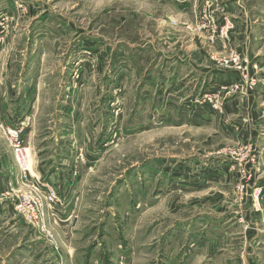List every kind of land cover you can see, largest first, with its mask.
<instances>
[{"label":"rangeland","instance_id":"obj_1","mask_svg":"<svg viewBox=\"0 0 264 264\" xmlns=\"http://www.w3.org/2000/svg\"><path fill=\"white\" fill-rule=\"evenodd\" d=\"M0 264H264V0H0Z\"/></svg>","mask_w":264,"mask_h":264},{"label":"built area","instance_id":"obj_2","mask_svg":"<svg viewBox=\"0 0 264 264\" xmlns=\"http://www.w3.org/2000/svg\"><path fill=\"white\" fill-rule=\"evenodd\" d=\"M244 81V80H243ZM245 86L247 85L246 82H244ZM233 87H238V88H241V87H244V85L241 84V82L237 84H232V83H228V84H224V90H227V89H233ZM223 93L219 94V95H223ZM209 100H211V98H208ZM8 132L10 133V135L13 137V138H18V133L17 131L13 130V129H10L8 130ZM16 142V145L14 147L15 149V153H17L18 156H20V159L22 160L21 164H26V161H28L29 157V152L27 149H24L20 143H18L17 141ZM11 194H7L5 197L9 200V199H14L12 197H10ZM44 196V199L46 202H48L49 204H56L58 202V198H57V195L56 193L50 191V192H46V194H43ZM14 202L13 203V206H14V210L16 213L18 214H21L23 216V219H27V216L25 215V212L28 213V210L30 209L29 206L27 204H23V200L20 202L19 205H15V201H12ZM22 203V204H21ZM44 208V204H43V201H41L39 199V201L35 202L34 206L31 208L32 210V214H31V217H32V220L35 222H32L30 221L32 224H37L39 221L43 222L44 221V218H45V211L43 210Z\"/></svg>","mask_w":264,"mask_h":264},{"label":"crops","instance_id":"obj_3","mask_svg":"<svg viewBox=\"0 0 264 264\" xmlns=\"http://www.w3.org/2000/svg\"><path fill=\"white\" fill-rule=\"evenodd\" d=\"M177 58V57H176ZM193 67H194V65H192ZM195 68V67H194ZM207 69L204 71V70H199V68H195L196 69V73L198 74L199 73V77H200V73L201 74H203V75H205V76H208L209 75V73L212 71V69H210V67H206ZM230 78V76L229 75H227V76H225V78H223L224 80H226V79H229ZM189 83H191L189 86H188V84H187V86L186 87H189V91H190V88H191V86H192V84H193V82H189ZM179 85H181V80L179 79V80H177L174 84H173V86H172V91L173 90H176V92H177V89L179 88ZM198 85L199 86H203L204 85V82H203V80L199 83L198 82ZM196 88V87H195ZM189 93V92H188ZM192 94V93H191ZM188 99H189V96L187 97ZM191 102V101H190ZM235 102L237 103L238 101H236L235 100ZM240 103H238V105H239ZM190 105H193V104H190ZM233 105H234V103H233ZM6 115H7V117H10L11 116V110H9L8 112H6ZM12 117V116H11ZM7 207H8V209L12 212L13 210H14V208H13V204L11 203V204H8L7 205Z\"/></svg>","mask_w":264,"mask_h":264}]
</instances>
